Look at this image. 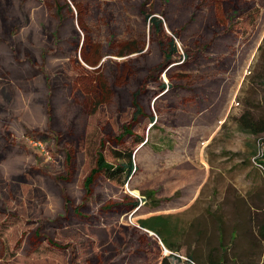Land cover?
<instances>
[{"label": "rangeland", "instance_id": "rangeland-1", "mask_svg": "<svg viewBox=\"0 0 264 264\" xmlns=\"http://www.w3.org/2000/svg\"><path fill=\"white\" fill-rule=\"evenodd\" d=\"M247 122L264 128V0H0V264H160L154 229L173 264H264ZM126 124L149 140L136 172L87 193Z\"/></svg>", "mask_w": 264, "mask_h": 264}, {"label": "trees", "instance_id": "trees-1", "mask_svg": "<svg viewBox=\"0 0 264 264\" xmlns=\"http://www.w3.org/2000/svg\"><path fill=\"white\" fill-rule=\"evenodd\" d=\"M151 24L155 30H162V21L157 19V17L151 18ZM160 44L163 48L165 62L171 61L175 56L179 54V49L174 39H171L170 44L168 45L165 44L163 40L160 42ZM163 88H165V85H163ZM134 107H135V112L133 115V121H135L137 117H139L142 113V110L136 101L134 102ZM132 124L124 125L121 134L115 138V144L117 147H115L112 151L113 157L115 158V161H116L115 163H110L107 160L102 150L98 152L95 166L91 169L89 175L85 179L84 185H85V190L87 193L91 192L92 187L94 186V183L98 177H103L106 180L113 182L120 186H125L129 183L131 177L137 170V165L135 164V157H136L137 149L135 150L134 145L143 146L149 142V140L148 139L146 140L144 136L137 137L136 135L132 133V130H131ZM246 127L252 130V132L256 135L260 133L261 131H264V128L255 129L248 122L246 124ZM126 137L135 138L134 144L130 146H126L124 143ZM143 196L146 200L147 199L151 200L153 197L151 192H144ZM136 207L138 208L139 206L136 205ZM163 220H164V217L162 216H157L153 219V221L156 224L161 223ZM142 224H143L142 225L143 227H151V225L147 221L142 222ZM154 232L162 238V241L164 242V244L168 247V249L172 251L170 255L165 256L161 260L160 264H173L170 258L174 257V253L179 250L176 247H174L166 239L165 233H163V231L154 229ZM262 235L264 238V232L262 233ZM190 260L193 261V259H189V261L187 260L185 264H192ZM181 264H184V263H181Z\"/></svg>", "mask_w": 264, "mask_h": 264}, {"label": "flooded vegetation", "instance_id": "flooded-vegetation-1", "mask_svg": "<svg viewBox=\"0 0 264 264\" xmlns=\"http://www.w3.org/2000/svg\"><path fill=\"white\" fill-rule=\"evenodd\" d=\"M172 253V252H171ZM189 261V259H187ZM191 261V260H190ZM192 264H196L194 261H191Z\"/></svg>", "mask_w": 264, "mask_h": 264}, {"label": "bare ground", "instance_id": "bare-ground-1", "mask_svg": "<svg viewBox=\"0 0 264 264\" xmlns=\"http://www.w3.org/2000/svg\"><path fill=\"white\" fill-rule=\"evenodd\" d=\"M114 58H117V57H114ZM136 194H137V192H136Z\"/></svg>", "mask_w": 264, "mask_h": 264}]
</instances>
